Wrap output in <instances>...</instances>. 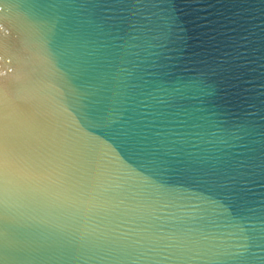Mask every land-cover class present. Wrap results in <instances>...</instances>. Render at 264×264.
<instances>
[{"label": "water", "instance_id": "obj_1", "mask_svg": "<svg viewBox=\"0 0 264 264\" xmlns=\"http://www.w3.org/2000/svg\"><path fill=\"white\" fill-rule=\"evenodd\" d=\"M0 264H264V0H0Z\"/></svg>", "mask_w": 264, "mask_h": 264}]
</instances>
